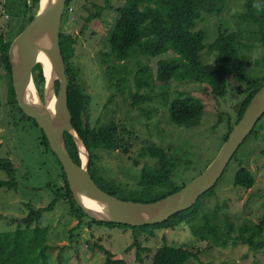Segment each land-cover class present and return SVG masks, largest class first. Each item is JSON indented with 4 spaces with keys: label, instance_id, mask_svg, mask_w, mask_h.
Masks as SVG:
<instances>
[{
    "label": "rangeland",
    "instance_id": "rangeland-1",
    "mask_svg": "<svg viewBox=\"0 0 264 264\" xmlns=\"http://www.w3.org/2000/svg\"><path fill=\"white\" fill-rule=\"evenodd\" d=\"M248 1L226 0L223 13L204 14L196 26V30L206 32L208 43H212L220 31H245L244 43L250 46L244 49L249 60L247 80L243 84L232 83L225 98L214 97L208 85L192 81L137 89V78H147L150 83L156 80V60L145 57H134L119 65L126 80L119 88L118 81L108 79L104 59L110 52L111 32L120 18L118 9L126 0H73L70 5L73 12L65 11L61 32L79 38L71 67L92 98V123L96 124L100 118L105 122L115 120L130 130L125 134L128 144L124 150H95L97 172L100 177L115 180L122 186L119 198L131 201L139 197L137 191L140 190L143 167L157 164L155 158L144 153L143 149L148 145L163 146L179 159V169L173 176L178 186L200 176L219 154L231 123L237 120L247 89L259 87L264 74L263 33L254 19L249 21L245 16L249 10ZM108 2L114 9L106 7ZM253 4L264 6V0H253ZM24 5L21 0H0V28L6 26L5 30L12 32L14 38L29 26L21 17ZM98 7L105 9L100 12ZM92 13L101 16L94 19L83 34ZM203 59L213 61L208 54ZM143 67L149 68L150 74L146 78L141 74ZM10 93L7 72L0 69V157L13 159L19 182L17 189L0 188V232L16 231L18 224L12 223L11 219L27 217L30 213L28 205L35 209L48 207L55 198L54 193L64 186L54 155L41 144V127L10 104ZM136 94L146 98L138 108L134 106ZM186 96L201 99L208 106L198 126L178 124L169 118L170 103ZM255 127L256 132L245 140L218 182L216 194L201 200L194 221L175 229L156 230L155 237L146 234L140 237L142 248L148 250L142 253V264H152L154 253L164 243L200 249L199 259L187 264H264V250L253 251L240 241L241 228L246 224L260 223L264 216V116ZM241 162L256 179L250 190L235 185ZM9 179V174L0 170V181ZM68 210L67 205L58 202L53 211L44 213L42 226L49 230L48 243L51 246L49 264H105V250L93 249L94 244L103 245L128 264H141L135 249L127 252L134 242L131 230L90 225L87 218L83 219L81 228L75 229L79 220L74 219ZM204 216L211 218L226 233V217H230L235 230L232 239H228V246H215L196 233L193 228L203 227Z\"/></svg>",
    "mask_w": 264,
    "mask_h": 264
},
{
    "label": "trees",
    "instance_id": "trees-1",
    "mask_svg": "<svg viewBox=\"0 0 264 264\" xmlns=\"http://www.w3.org/2000/svg\"><path fill=\"white\" fill-rule=\"evenodd\" d=\"M21 1L25 4L24 10L21 11L23 14L21 17L29 25L36 18L42 0H34L33 6H29L24 0ZM72 1L68 0L66 11L73 12V8L70 7ZM106 7L114 9L109 2ZM225 8L226 0H126L125 4L118 9L120 18L111 32L109 39L110 52L105 55L104 59L105 65L108 66V79L111 82L118 81L119 88L121 85L124 86L126 80L119 65H124L134 57H145L152 61L156 60V80L154 83H150L146 78L150 74L149 68L143 67L141 68V74L146 79L137 78V89H153L158 84L167 85L192 81L208 85L214 97L225 98L232 83L243 84L247 80L249 60L244 54V49L250 48V46L244 43L245 31H220L216 39L212 43H208L206 32L201 29L196 30L197 23L204 14L220 15ZM248 8V13L245 16L249 21L254 19L260 26L263 33L261 41L264 47V10H259L257 14V8L254 7L253 0L248 1ZM104 9V7H98L100 12ZM100 16V13H92L82 33L85 34L90 23ZM5 27L0 28V69L7 72L10 80V104L17 106L26 117L39 126L35 118L26 115L17 101L10 61V49L16 37L14 38L13 33H9V30L6 31ZM78 44V37L61 32L60 45L66 63L68 107L72 116V124L88 146L91 155L90 171L95 181L102 189L119 197L122 186L115 180H108L99 176L95 163L97 158L95 150H118L120 148L124 150L128 144L125 134L129 133L130 130L127 125L118 123L115 120L105 122L100 118L96 124L92 123L90 110L92 98L87 94L86 89L81 85L78 76L71 67V61L75 57ZM205 54L212 56L213 61L206 62L203 59ZM262 62L264 65V58ZM34 77L39 91L44 95L47 78L42 65L36 67ZM263 86L264 74L260 78L259 87L247 89V96L241 104L237 120L235 123H231L229 131L225 135L224 143L229 138L235 125L244 117L255 94ZM56 90L58 92L59 83L56 84ZM133 99L136 108L146 101V98L140 94L134 95ZM207 108L208 106L201 99L192 96L177 98L169 105V118L178 124L189 127L198 126L205 112H207ZM255 132L256 127L252 130L251 135ZM65 136L67 147L74 161L82 165L81 153L72 135L67 132ZM41 144L54 155L62 172L64 186L54 193L55 198L48 207L35 209L28 205L30 213L27 217L11 219L12 223L18 224L16 231L0 232V264H49L48 252L51 249L48 243L49 230L42 226V222L44 213L53 211L58 202L67 205L71 216L79 220V226L75 229L81 228L84 225L83 219L87 218L90 220V225L131 230L134 235V242L127 249V252L135 249L137 260L142 264V253L148 252V250L142 248L139 241L143 234L155 237L156 230L175 229L183 223L194 221L201 200L216 194L214 191H216L217 186L200 197L197 204L191 209L172 216L169 220L160 224L132 227L123 224L98 222L88 217L78 203L75 202L64 169L52 150L50 140L43 129ZM143 150L145 154L155 158L157 164L152 167L147 165L143 167L139 183L140 190L137 191L139 197L133 198L131 201L151 203L185 188L187 184L178 186L173 181V176L179 169V159L177 157L170 155L167 149L155 143L144 147ZM240 167L236 175L235 185L250 190L256 183L255 176L242 162ZM0 170L6 171L10 176L9 180L0 181V188L17 189L19 182L17 167L13 159L0 157ZM123 200L130 201V199ZM226 224L228 226L227 233L218 224L213 223L211 218L204 216L203 227L200 229L194 227L193 229L201 239H209L213 245L225 247L228 246V239H232V233L235 230V225L229 216L226 217ZM240 241L249 245L253 251L264 250V216L260 223L246 224L241 228ZM91 247L105 250V264H128L126 260L118 259L116 254L103 245L94 244ZM200 254V249L194 246L177 247L164 243L154 253L152 264H187L191 260H198Z\"/></svg>",
    "mask_w": 264,
    "mask_h": 264
},
{
    "label": "water",
    "instance_id": "water-1",
    "mask_svg": "<svg viewBox=\"0 0 264 264\" xmlns=\"http://www.w3.org/2000/svg\"><path fill=\"white\" fill-rule=\"evenodd\" d=\"M67 2L68 0H48L45 7L43 0L41 1L36 18L13 42L10 61L17 101L26 115L35 118L47 134L52 150L64 169L75 202L93 220L132 227L160 224L191 209L200 197L217 186L242 144L264 116V86L255 94L244 117L235 125L214 161L185 188L151 203L120 199L102 189L95 181L90 171L91 155L88 146L72 124L68 107L66 63L60 45ZM46 42L50 45L47 48L50 65L49 68L44 67V71L45 76L46 71L53 76L51 94L56 96L53 109L48 91L42 95L35 83L34 70L37 65H33L32 58V54ZM67 132L72 135L80 153L83 149L86 151V164L83 158L82 165L74 161L67 147Z\"/></svg>",
    "mask_w": 264,
    "mask_h": 264
},
{
    "label": "bare ground",
    "instance_id": "bare-ground-1",
    "mask_svg": "<svg viewBox=\"0 0 264 264\" xmlns=\"http://www.w3.org/2000/svg\"><path fill=\"white\" fill-rule=\"evenodd\" d=\"M48 0H43V5L46 7ZM50 45L49 42H46L45 44H42L39 48V50L37 52H34L32 54V58H33V65H42L43 67L49 68L50 65V58L48 55V49ZM46 90L48 91L49 96L51 97V108L53 109L55 104H56V96H54L52 93V86H53V76L49 71H46ZM35 94V91H34ZM81 156L83 158L84 163L86 164L88 161V157H87V153L86 151L83 149Z\"/></svg>",
    "mask_w": 264,
    "mask_h": 264
},
{
    "label": "built area",
    "instance_id": "built-area-1",
    "mask_svg": "<svg viewBox=\"0 0 264 264\" xmlns=\"http://www.w3.org/2000/svg\"><path fill=\"white\" fill-rule=\"evenodd\" d=\"M24 2H27L29 6L34 5V0H24ZM7 18H9V15L7 16Z\"/></svg>",
    "mask_w": 264,
    "mask_h": 264
},
{
    "label": "clouds",
    "instance_id": "clouds-1",
    "mask_svg": "<svg viewBox=\"0 0 264 264\" xmlns=\"http://www.w3.org/2000/svg\"><path fill=\"white\" fill-rule=\"evenodd\" d=\"M254 7L257 8V10L259 11V10H261L262 7H264V6H261L260 4H254Z\"/></svg>",
    "mask_w": 264,
    "mask_h": 264
}]
</instances>
